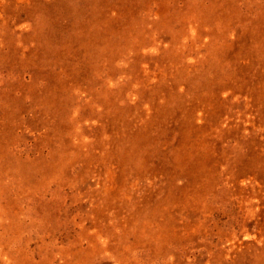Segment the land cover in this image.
<instances>
[{
  "label": "rangeland",
  "instance_id": "obj_1",
  "mask_svg": "<svg viewBox=\"0 0 264 264\" xmlns=\"http://www.w3.org/2000/svg\"><path fill=\"white\" fill-rule=\"evenodd\" d=\"M0 264H264V0H0Z\"/></svg>",
  "mask_w": 264,
  "mask_h": 264
}]
</instances>
